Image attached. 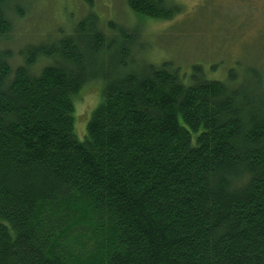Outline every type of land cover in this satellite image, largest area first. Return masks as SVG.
<instances>
[{
  "label": "trees",
  "instance_id": "trees-1",
  "mask_svg": "<svg viewBox=\"0 0 264 264\" xmlns=\"http://www.w3.org/2000/svg\"><path fill=\"white\" fill-rule=\"evenodd\" d=\"M85 1L14 52L33 2L0 0V264H264V82L150 61L145 24L174 0H124L130 23Z\"/></svg>",
  "mask_w": 264,
  "mask_h": 264
},
{
  "label": "rangeland",
  "instance_id": "rangeland-1",
  "mask_svg": "<svg viewBox=\"0 0 264 264\" xmlns=\"http://www.w3.org/2000/svg\"><path fill=\"white\" fill-rule=\"evenodd\" d=\"M94 1L102 16L117 17L123 23L133 21L124 0ZM174 1L182 10L172 20L145 24L150 61L171 60L188 75L194 66L202 65L213 80H223L233 71L240 80L259 76L264 82V0ZM32 2L33 11L16 21L8 44L14 52L46 40L62 26L68 31L75 24L68 15L81 18L89 7L85 0ZM100 89L99 83H93L73 98L74 132L79 141L85 140L91 115L102 101Z\"/></svg>",
  "mask_w": 264,
  "mask_h": 264
}]
</instances>
